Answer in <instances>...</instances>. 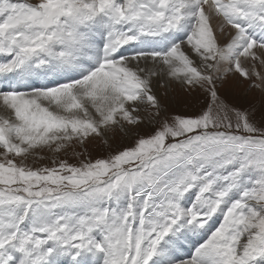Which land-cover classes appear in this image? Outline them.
<instances>
[{
    "label": "snow or ice",
    "instance_id": "snow-or-ice-1",
    "mask_svg": "<svg viewBox=\"0 0 264 264\" xmlns=\"http://www.w3.org/2000/svg\"><path fill=\"white\" fill-rule=\"evenodd\" d=\"M0 150V264H264V0H0Z\"/></svg>",
    "mask_w": 264,
    "mask_h": 264
},
{
    "label": "rangeland",
    "instance_id": "rangeland-1",
    "mask_svg": "<svg viewBox=\"0 0 264 264\" xmlns=\"http://www.w3.org/2000/svg\"><path fill=\"white\" fill-rule=\"evenodd\" d=\"M247 85H242L239 89L234 93H225L222 89L221 92L223 95H226L230 103L236 104L238 107H248L250 105H254L257 110V115L259 116V112L262 108L261 103V93L259 91H252V92H245ZM207 102V97L203 93H197L193 96L186 97V103H180L178 106L175 107L176 111L182 113H191V112H198ZM126 140H121L119 137L116 140L117 144L126 143ZM80 151V149H76ZM88 151L93 159L96 157H100L105 155V151L98 146V142H95L88 146ZM2 152V150H0ZM46 159L40 161L38 163L33 164V161L30 159L27 161L28 164L32 166H42L48 165L51 166V153H46ZM60 159H67L69 163H77V157L73 155L71 150L68 151L67 155L61 153L59 155ZM0 159H3L2 155H0Z\"/></svg>",
    "mask_w": 264,
    "mask_h": 264
}]
</instances>
